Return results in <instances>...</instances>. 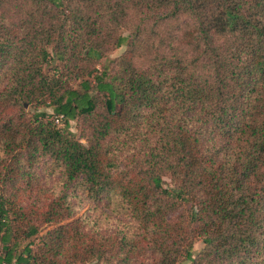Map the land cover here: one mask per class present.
<instances>
[{"label":"trees","instance_id":"1","mask_svg":"<svg viewBox=\"0 0 264 264\" xmlns=\"http://www.w3.org/2000/svg\"><path fill=\"white\" fill-rule=\"evenodd\" d=\"M69 187L132 227L86 230ZM183 261L264 264V0H0V264Z\"/></svg>","mask_w":264,"mask_h":264},{"label":"rangeland","instance_id":"2","mask_svg":"<svg viewBox=\"0 0 264 264\" xmlns=\"http://www.w3.org/2000/svg\"><path fill=\"white\" fill-rule=\"evenodd\" d=\"M125 33V31H122L123 35H125ZM123 48V45L115 48L108 53L107 57L111 59L118 56L122 52ZM102 61H106V59ZM42 109L46 111L49 119L53 117L54 114H52L51 108L44 107ZM54 123L59 127L63 124L62 121ZM67 127L82 144H86L83 134H81L78 122L75 119L68 120ZM43 160L44 159H41V162H38V165L36 166L37 172L35 182L37 186V194L35 196L32 194L35 189L25 192L24 199L28 204H36L39 206L40 204L47 202L50 198H54L61 189L62 175L60 170L52 164L51 160L46 163H44ZM30 194L31 196L27 197ZM66 200L71 207V218L79 217L83 221L84 228L86 230H93L92 228H97L101 234H106L119 231L121 226L127 227L129 231L133 225L130 223L128 216L118 210L112 203L107 205L102 199L91 201L86 198L85 193L82 192L79 187H69L66 189ZM50 227V225H44L40 228L39 233L33 236V241L37 242L39 236ZM201 245L202 243L200 240H195L192 245V253L195 254ZM185 263L186 261H183L181 264Z\"/></svg>","mask_w":264,"mask_h":264},{"label":"built area","instance_id":"3","mask_svg":"<svg viewBox=\"0 0 264 264\" xmlns=\"http://www.w3.org/2000/svg\"><path fill=\"white\" fill-rule=\"evenodd\" d=\"M60 118H61V115H55V116H53L54 122H58Z\"/></svg>","mask_w":264,"mask_h":264}]
</instances>
